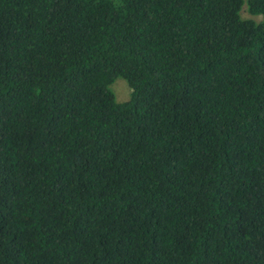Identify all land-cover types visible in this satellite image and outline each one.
<instances>
[{
  "label": "trees",
  "instance_id": "trees-1",
  "mask_svg": "<svg viewBox=\"0 0 264 264\" xmlns=\"http://www.w3.org/2000/svg\"><path fill=\"white\" fill-rule=\"evenodd\" d=\"M0 264H264V0H0Z\"/></svg>",
  "mask_w": 264,
  "mask_h": 264
},
{
  "label": "rangeland",
  "instance_id": "rangeland-1",
  "mask_svg": "<svg viewBox=\"0 0 264 264\" xmlns=\"http://www.w3.org/2000/svg\"><path fill=\"white\" fill-rule=\"evenodd\" d=\"M243 18H254L256 20H261V16H253L249 13L247 5L245 4L242 9ZM112 90L115 93L116 99L118 102H124L130 99L131 97V88L126 79L120 77L112 84Z\"/></svg>",
  "mask_w": 264,
  "mask_h": 264
}]
</instances>
